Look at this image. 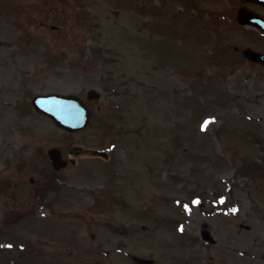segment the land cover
Wrapping results in <instances>:
<instances>
[{"label": "rangeland", "instance_id": "1", "mask_svg": "<svg viewBox=\"0 0 264 264\" xmlns=\"http://www.w3.org/2000/svg\"><path fill=\"white\" fill-rule=\"evenodd\" d=\"M238 3L0 0V264H264V66L241 54L264 33ZM89 89L74 133L30 102ZM51 147L74 159L55 184Z\"/></svg>", "mask_w": 264, "mask_h": 264}, {"label": "water", "instance_id": "2", "mask_svg": "<svg viewBox=\"0 0 264 264\" xmlns=\"http://www.w3.org/2000/svg\"><path fill=\"white\" fill-rule=\"evenodd\" d=\"M264 2V0H262ZM247 19L249 15L246 14ZM245 20V19H244ZM243 20V21H244ZM241 21V19H239ZM242 21V22H243ZM246 57L264 63V54L255 52L249 48L243 50ZM91 95H95L92 91ZM35 108L49 116L57 126L67 130L74 131L83 128L89 118V113L81 101L72 95L61 96L57 94L38 95L32 99ZM84 153L97 154L95 150H82ZM102 153V152H101ZM49 157L55 168L63 166L65 163L61 160L60 153L56 149L49 151ZM207 239L210 237H206ZM139 263L148 264L150 261L146 259L134 258Z\"/></svg>", "mask_w": 264, "mask_h": 264}, {"label": "flooded vegetation", "instance_id": "3", "mask_svg": "<svg viewBox=\"0 0 264 264\" xmlns=\"http://www.w3.org/2000/svg\"><path fill=\"white\" fill-rule=\"evenodd\" d=\"M239 5L244 6L248 11L261 16L264 19V4L251 0H238Z\"/></svg>", "mask_w": 264, "mask_h": 264}, {"label": "snow or ice", "instance_id": "4", "mask_svg": "<svg viewBox=\"0 0 264 264\" xmlns=\"http://www.w3.org/2000/svg\"><path fill=\"white\" fill-rule=\"evenodd\" d=\"M210 123V121H205L204 124L201 126V130L203 131L205 129V127H207V125ZM233 212L236 211V209H232Z\"/></svg>", "mask_w": 264, "mask_h": 264}, {"label": "bare ground", "instance_id": "5", "mask_svg": "<svg viewBox=\"0 0 264 264\" xmlns=\"http://www.w3.org/2000/svg\"><path fill=\"white\" fill-rule=\"evenodd\" d=\"M10 76H7V79H9Z\"/></svg>", "mask_w": 264, "mask_h": 264}]
</instances>
